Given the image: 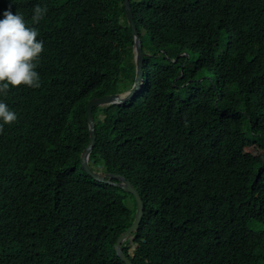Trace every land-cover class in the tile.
Wrapping results in <instances>:
<instances>
[{
	"label": "trees",
	"instance_id": "16d2710c",
	"mask_svg": "<svg viewBox=\"0 0 264 264\" xmlns=\"http://www.w3.org/2000/svg\"><path fill=\"white\" fill-rule=\"evenodd\" d=\"M129 2L143 84L93 106L90 159L144 201L133 263L264 264V0ZM10 5L44 51L41 86L0 95L17 114L0 133V264H125L133 194L80 163L87 100L134 81L123 0H0V18Z\"/></svg>",
	"mask_w": 264,
	"mask_h": 264
},
{
	"label": "clouds",
	"instance_id": "9594fccd",
	"mask_svg": "<svg viewBox=\"0 0 264 264\" xmlns=\"http://www.w3.org/2000/svg\"><path fill=\"white\" fill-rule=\"evenodd\" d=\"M46 12H47L46 7H42L40 5L35 6L33 9V14L31 16L32 24L33 25L39 24V22L44 18ZM2 17L3 18H0V95L7 96L10 87L17 88L20 87L21 85L26 86L28 88H39L41 86V80H40V75L36 69L39 66L41 54L44 51V43L42 40L37 39V37L39 36L38 30L35 27L29 26L26 23L22 14L13 13V11L11 10V5L9 6V8L5 9L2 12ZM133 21L135 23L134 17H133ZM142 81H143V77H142ZM91 116H92V121H94V131H95V124L96 122L101 121L103 114L102 117L98 116V118H95L93 113ZM16 121H17V114L14 111L10 110L5 102L0 101V133L4 131L5 125L14 124ZM86 123L89 134L90 127L87 118V111H86ZM95 140H96V132H95ZM84 148L82 149V151L84 150ZM91 151L89 152L87 157L88 163H90V165L94 170H99L101 174L107 173L105 176L107 178L112 179L110 173H115V172L107 171L103 163L96 165L95 160L90 159ZM134 232L130 236L134 235ZM123 241L121 242V247L123 243L125 244V242ZM135 244L138 245L137 242H135ZM124 252H128V249L127 251ZM131 255L133 256L134 253L130 254V256Z\"/></svg>",
	"mask_w": 264,
	"mask_h": 264
},
{
	"label": "water",
	"instance_id": "95a60500",
	"mask_svg": "<svg viewBox=\"0 0 264 264\" xmlns=\"http://www.w3.org/2000/svg\"><path fill=\"white\" fill-rule=\"evenodd\" d=\"M123 4L126 9V16L127 21L131 25L133 30V61H134V68H135V75L134 81L129 89L120 92H112L107 93L99 97L90 98L86 103V111H87V118L89 121V143L86 145L84 150L81 153L80 162L82 168L85 170L87 174L92 176L95 180L103 181V182H110L114 185L120 186L124 190L131 192L135 199V213L134 218L131 224L122 232L120 233L116 241L114 243V248L116 250L117 255L120 257L121 260L125 262V264H134L132 261V255L130 256L129 252H124L121 247V242L126 239L128 236L133 234V232L138 228L141 218L144 213V201L134 184L126 178L124 175H120L118 173H110V176L116 177L115 180L107 178L105 174H101L99 170H94L90 163H88L87 157L89 152L92 149V146L95 142V131H94V121H92V107L94 105H106L110 103H122L131 97H133L134 93L138 91L142 86V77H143V59L144 55L147 53L143 46L141 38L136 30L135 23L133 21V13L130 7L129 0H123Z\"/></svg>",
	"mask_w": 264,
	"mask_h": 264
},
{
	"label": "rangeland",
	"instance_id": "374dc122",
	"mask_svg": "<svg viewBox=\"0 0 264 264\" xmlns=\"http://www.w3.org/2000/svg\"><path fill=\"white\" fill-rule=\"evenodd\" d=\"M131 85H132V84H131ZM131 85H130V87H131ZM98 116H99V117H102V113H101L100 111H98ZM95 163H96V165L100 164V162H98V163L95 162ZM93 166H94V164H93ZM125 204L133 208V202L131 203V205H129V204H128V201H127V197L125 198ZM133 239H134V235L129 236L126 240L123 241V242H125V244L127 245V249H128V252H129L130 254H133V253H134V251H135V249H136V246H137V245L135 244V241H134Z\"/></svg>",
	"mask_w": 264,
	"mask_h": 264
}]
</instances>
